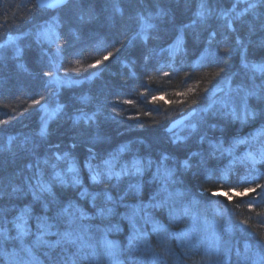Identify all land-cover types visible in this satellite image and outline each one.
Returning <instances> with one entry per match:
<instances>
[{"label": "trees", "instance_id": "trees-1", "mask_svg": "<svg viewBox=\"0 0 264 264\" xmlns=\"http://www.w3.org/2000/svg\"><path fill=\"white\" fill-rule=\"evenodd\" d=\"M48 23L47 42L37 34ZM261 149L264 0H73L56 11L0 0V264L21 245L34 264H232L249 249L264 264ZM158 168L172 173L164 203L153 199ZM38 181L49 190L34 199ZM69 203L87 217L73 225L88 228L83 250L48 246L68 227L56 215ZM25 209L28 233L14 239ZM193 209L233 227L223 251L207 258L195 236L183 248ZM38 217L55 226L34 246Z\"/></svg>", "mask_w": 264, "mask_h": 264}, {"label": "snow or ice", "instance_id": "snow-or-ice-1", "mask_svg": "<svg viewBox=\"0 0 264 264\" xmlns=\"http://www.w3.org/2000/svg\"><path fill=\"white\" fill-rule=\"evenodd\" d=\"M38 3L41 7H53V6H60L65 5L68 3V0H54V3L48 2V0H38ZM107 59V57H105ZM49 73H46L48 75ZM239 91H243L242 89ZM183 93H177V95H182ZM239 94V92H238ZM254 92H248L245 93V95L242 97V100L246 101L248 95H254ZM162 97H153L152 100L155 102L158 99H161ZM125 103H129V101H125ZM227 106V102L225 104ZM248 113L246 112V115ZM261 155H264V149H261ZM59 159V157H57ZM254 158V157H253ZM167 159V157H165ZM106 164H110V162H105ZM133 167L136 169V172H140V168L138 164H134ZM71 170V169H70ZM104 172H98L95 175L92 176V179L95 181L97 179V176L104 175ZM121 174H128L127 169H122ZM108 175L111 176L112 173L109 171ZM157 175L159 179L161 180L162 187L158 189L153 199H155L156 196H160L161 194H166L165 200L161 203L166 202L168 198H170L173 193L168 191V184L171 181V171L164 168L161 170L158 168ZM56 179L59 178V174H56ZM62 183L63 181L60 180ZM78 182V181H77ZM130 187H136L135 185ZM49 189L41 182H37V189L33 191V197L34 199H39V196L37 195V192H45ZM245 191H255V189H246ZM81 195H85V193H82ZM176 195H181V193H176ZM108 200H111V197H106ZM93 200H95V196L93 197ZM151 207H158L161 206L159 203L155 205H150ZM47 207V206H46ZM134 208V212L132 213V217L139 215L140 211L142 210L140 206H130ZM105 210H101L99 214L103 215ZM108 213H111L112 209L106 210ZM29 217V211L27 209L22 210L21 215L16 217L14 223V227L17 231V236L14 237V239L22 240V238L28 233V229L26 227L27 225V218ZM67 218V229L62 233H57V235L60 237L55 244H48L47 241L44 240V237L51 234V229L55 226L54 224L48 223L47 217H38L37 218V230L38 235L36 238V241L34 242V246L40 245V244H48L49 247L54 248L56 246H60L63 248L64 245H71L75 246L80 250H83L85 247H90V245L87 243L86 235L88 232L87 226H79L77 228H74L73 225L75 224L76 220H83L86 219V214L79 208H77L75 205L69 203L66 207H63L60 209V211L56 215V219H62ZM132 217H128L131 219ZM9 237L7 236V232L4 229H0V242L7 241ZM105 245L109 248L112 247V245L105 241ZM8 254H4L0 252V256H7ZM13 259L11 260L10 264H34L35 257L32 253V250L28 247H24L21 245L20 253L12 254ZM71 258H65L63 260V264H68V260ZM53 264H60V261L53 260ZM72 264H75V261H72ZM241 264H245L244 261H241Z\"/></svg>", "mask_w": 264, "mask_h": 264}, {"label": "rangeland", "instance_id": "rangeland-1", "mask_svg": "<svg viewBox=\"0 0 264 264\" xmlns=\"http://www.w3.org/2000/svg\"><path fill=\"white\" fill-rule=\"evenodd\" d=\"M42 28H41L42 29L41 32L37 34L38 39L47 41V42L53 41L51 37L52 25L48 23L45 26H42ZM8 41L9 43L12 42L13 44L16 41V38H10ZM53 81L59 84L62 83V80L58 79L57 77H54ZM44 112L46 116L49 117L53 115L55 111L52 110L51 107H47V108L45 107ZM188 214H189L191 221L197 220L198 224L197 226L196 224H193V226L189 224L190 226L186 227L185 231H182L181 233H179L180 235H182V240H184L182 242L183 248L187 251L190 249H193V246H192L193 243L189 241L193 240L194 238L193 236H195V239L197 241H200L201 239H203L199 245L201 246L203 253L207 258L211 257L213 252L214 251L216 252L218 249L220 251H223L225 248V245L223 243L224 240L221 237L222 236L221 234L222 232H224L225 234H227L229 238L230 236L233 235L232 233L233 227L231 228V225H230V226L224 227L223 229L222 228L218 229V227L213 224L210 215L207 213L204 214L202 210L193 209L192 213L188 211ZM252 247H253L252 245H249V248H252ZM249 252L250 254L248 256H246L245 258H240L238 262L236 261V262H233L232 264H241V261H244L245 264H257L258 256L256 255V253L252 249H249ZM151 259L153 262L155 261V258L152 257ZM217 264H230V262L227 258H222L218 261Z\"/></svg>", "mask_w": 264, "mask_h": 264}, {"label": "water", "instance_id": "water-1", "mask_svg": "<svg viewBox=\"0 0 264 264\" xmlns=\"http://www.w3.org/2000/svg\"><path fill=\"white\" fill-rule=\"evenodd\" d=\"M35 3L38 5V7L40 8H45V9H49L51 11H56V10H59V9H64V8H67L68 5L73 2V0H68V3L65 4V5H60V6H53V7H41L40 4L38 3V0H34ZM48 2H51V3H54V0H48ZM193 114V112L183 116V117H180L179 119L175 120L174 122H172L168 129H167V132H173L175 129H177L180 125H182L184 122H186L189 117Z\"/></svg>", "mask_w": 264, "mask_h": 264}]
</instances>
